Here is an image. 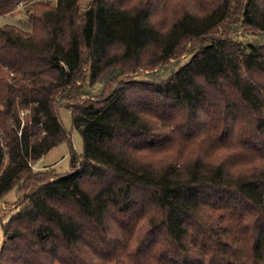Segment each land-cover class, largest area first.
I'll list each match as a JSON object with an SVG mask.
<instances>
[{"label":"trees","instance_id":"1","mask_svg":"<svg viewBox=\"0 0 264 264\" xmlns=\"http://www.w3.org/2000/svg\"><path fill=\"white\" fill-rule=\"evenodd\" d=\"M84 2L0 0V264H264V0Z\"/></svg>","mask_w":264,"mask_h":264},{"label":"rangeland","instance_id":"2","mask_svg":"<svg viewBox=\"0 0 264 264\" xmlns=\"http://www.w3.org/2000/svg\"><path fill=\"white\" fill-rule=\"evenodd\" d=\"M83 1L86 3V0ZM3 23H13L29 29V24L25 22L24 7L22 5H19L12 13L0 16V25ZM179 59L180 61L178 62L183 63L188 57H185V54H183ZM57 114L67 136L38 159L33 167L35 169L52 167L58 173H66L70 169V153L73 152L76 155H80L83 151V142L79 131L72 127L70 111L64 105L60 104L57 107ZM16 199L17 196L13 191L8 192L5 196V201L0 202V214L14 206V200ZM4 222V219L0 221V246L4 239Z\"/></svg>","mask_w":264,"mask_h":264},{"label":"water","instance_id":"3","mask_svg":"<svg viewBox=\"0 0 264 264\" xmlns=\"http://www.w3.org/2000/svg\"><path fill=\"white\" fill-rule=\"evenodd\" d=\"M10 235V234H9Z\"/></svg>","mask_w":264,"mask_h":264}]
</instances>
